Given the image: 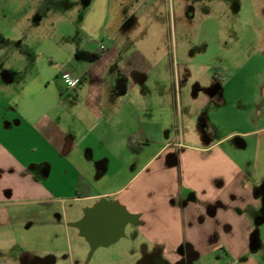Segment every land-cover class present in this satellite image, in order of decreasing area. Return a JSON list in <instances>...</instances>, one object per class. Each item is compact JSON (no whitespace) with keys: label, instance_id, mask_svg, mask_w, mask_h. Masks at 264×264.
Listing matches in <instances>:
<instances>
[{"label":"crops","instance_id":"0c3cea01","mask_svg":"<svg viewBox=\"0 0 264 264\" xmlns=\"http://www.w3.org/2000/svg\"><path fill=\"white\" fill-rule=\"evenodd\" d=\"M107 2H86L82 24L94 36ZM87 42L74 62L45 43L36 74L2 86L0 264H19L15 250H36L34 236L50 235L61 251L71 236L96 249L128 231L155 260L159 248L172 264H264V43L239 61L237 38L220 36L223 70L209 68L216 82L201 87L169 82L167 42L129 55L112 39ZM197 43L210 49L212 39Z\"/></svg>","mask_w":264,"mask_h":264},{"label":"rangeland","instance_id":"374dc122","mask_svg":"<svg viewBox=\"0 0 264 264\" xmlns=\"http://www.w3.org/2000/svg\"><path fill=\"white\" fill-rule=\"evenodd\" d=\"M86 2L92 0H0L1 96L9 93L2 86L11 84L15 88L36 74V59L45 43L55 44L73 58V52L83 56L85 44L92 39H112L128 55L140 46L149 47L150 42L158 44V49L167 42L164 50L169 53L174 75L169 82L201 87L216 82L206 74L209 68L219 69L216 41L220 36L237 38L239 61L250 55L253 47L261 48L264 43V0H108L101 7L95 36L82 24L89 11ZM183 4H190L189 15L181 7ZM183 36L190 38L184 49ZM172 37L178 41L173 48ZM199 37L211 38L213 46L200 47ZM183 50L189 58L188 66L182 64ZM203 58L213 59L218 68L202 64ZM78 63L81 67L87 65L83 59H78ZM234 140L244 147L254 145L252 139ZM34 237L32 248L36 250L22 254H16L19 250H15V261L19 264H155L148 256L145 240L129 231L120 241L96 249L78 235L71 236L70 248L67 245L61 251L50 248L53 244L46 239L50 235ZM157 251L159 261L172 264L161 257L159 248Z\"/></svg>","mask_w":264,"mask_h":264},{"label":"trees","instance_id":"16d2710c","mask_svg":"<svg viewBox=\"0 0 264 264\" xmlns=\"http://www.w3.org/2000/svg\"><path fill=\"white\" fill-rule=\"evenodd\" d=\"M128 149L133 152V153H137L140 148L136 147L135 145H133L131 142H128ZM87 187V185L82 181L79 180L78 184H77V195L78 196H82L85 193V188Z\"/></svg>","mask_w":264,"mask_h":264},{"label":"built area","instance_id":"2783aa9c","mask_svg":"<svg viewBox=\"0 0 264 264\" xmlns=\"http://www.w3.org/2000/svg\"><path fill=\"white\" fill-rule=\"evenodd\" d=\"M105 47L102 45V44H100L99 45V49L100 50H103ZM62 78L64 79V81H65V83L67 84V85H72V84H74V80L69 76V74H67V73H63L62 74Z\"/></svg>","mask_w":264,"mask_h":264},{"label":"water","instance_id":"95a60500","mask_svg":"<svg viewBox=\"0 0 264 264\" xmlns=\"http://www.w3.org/2000/svg\"><path fill=\"white\" fill-rule=\"evenodd\" d=\"M124 222H125V220L124 221H118L116 224H115V226H116V230H118V231H121L122 230V228H123V225H124ZM111 237H113V236H111ZM93 238V237H92ZM105 239H109V237L108 238H105Z\"/></svg>","mask_w":264,"mask_h":264},{"label":"flooded vegetation","instance_id":"af4514ba","mask_svg":"<svg viewBox=\"0 0 264 264\" xmlns=\"http://www.w3.org/2000/svg\"><path fill=\"white\" fill-rule=\"evenodd\" d=\"M185 12L189 15V13L191 12V7H190V4L186 5L185 6ZM155 260V259H154ZM155 264H163L161 261H159L158 263V260H155L154 261Z\"/></svg>","mask_w":264,"mask_h":264}]
</instances>
